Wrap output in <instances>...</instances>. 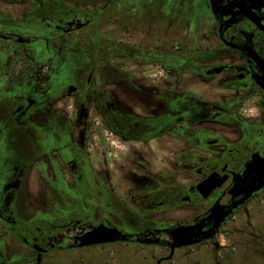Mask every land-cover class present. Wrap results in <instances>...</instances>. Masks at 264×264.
Masks as SVG:
<instances>
[{
  "label": "rangeland",
  "instance_id": "1",
  "mask_svg": "<svg viewBox=\"0 0 264 264\" xmlns=\"http://www.w3.org/2000/svg\"><path fill=\"white\" fill-rule=\"evenodd\" d=\"M44 1L83 9L92 23L71 36H48L26 49L11 45L5 68L12 71L10 86L37 94L47 135L64 151V160L82 168L85 189L71 179L69 184L76 209L84 208L89 221L108 218L125 227L119 215L111 216L106 197L117 198V204L153 225L186 220L195 207L142 213L137 211L139 197L169 185L197 183L198 160L223 151L217 137L234 141L241 136L238 119L262 129L254 143L264 149V96L250 77L251 69L244 67L247 61L218 40V0ZM226 2L230 7L232 0ZM33 6L30 0H0V10L17 19ZM235 29L225 27L224 37H241L243 27ZM257 52L264 58V48ZM236 65L245 71L235 70ZM197 102L217 107L204 113L213 121L197 123ZM11 158L9 153L1 156L0 186L9 182ZM56 183L62 194V184ZM65 196L60 199L67 204ZM228 251L232 257L223 260ZM148 252L141 246L115 245L89 250L80 260L73 255L58 261L264 264V192L239 209L210 242L174 255L160 249Z\"/></svg>",
  "mask_w": 264,
  "mask_h": 264
},
{
  "label": "flooded vegetation",
  "instance_id": "2",
  "mask_svg": "<svg viewBox=\"0 0 264 264\" xmlns=\"http://www.w3.org/2000/svg\"><path fill=\"white\" fill-rule=\"evenodd\" d=\"M30 1L34 3L33 8L21 13L20 19L9 11L12 9L10 3L8 11L0 10V62L3 64L0 69V159L8 153L12 157L9 182L0 186V264H59L60 256L72 259L71 256L75 255L80 260L89 250L115 245L141 246L150 250L148 253L160 249L174 255L175 252L188 251L215 239L221 227L239 209L256 201L264 192L263 187L233 208L246 195L244 190L256 185L260 179L259 170L247 171L252 157L258 155L264 158V149L257 148L254 143L261 137L262 129L238 119L241 136L234 141L223 139L220 135L217 137V143L223 142L220 144L223 151L214 158L201 157L198 160L197 183L185 188L169 185L161 191L139 197L137 211L142 213L171 211L181 205L195 207L193 214L186 220L176 225H153L141 221L136 213L122 203L117 204V198L106 197L111 203V216L119 215L125 227L111 223L108 218L97 224L89 221L84 208L76 209L74 188L69 184L71 179L72 184H77L81 190L85 189L82 168L71 159L64 160V151L56 147V142L44 128L45 119L38 106L37 94L34 95L31 89L23 91L22 86H10L12 71L5 66L9 64L6 63V52L11 45L26 49L39 41H47L48 36H71L89 27L92 16L83 9L69 5L52 2L45 5L44 0ZM226 3V0H218L220 11H215L218 40L247 61L244 67L251 69L250 77L264 96V58L257 52L260 47L264 48V0H232V7L228 8ZM233 8L236 11L233 12ZM228 26L235 27V31L243 27L239 31L241 37L227 40L223 29ZM235 70L245 71L238 65ZM263 105L261 108L264 111ZM214 110L217 107L208 102H197L195 112L201 117L197 123L213 121L210 114L205 116L204 113ZM247 126L254 134L245 132ZM189 137L185 135V138ZM54 154L58 159H54ZM49 156L54 160L47 164L44 158L48 159ZM62 166L65 170H62ZM209 180L213 188L205 193L202 184ZM56 182L62 184V194L66 195L64 199L67 204L60 199L62 194ZM199 185L202 186L197 188ZM215 206L224 207V211L231 210V214L211 238H203L212 228L214 220L208 217ZM101 225L117 230L121 234L118 240L80 247V238ZM179 228H188V233L196 242L185 247H172L171 232ZM231 257V251L221 255L223 260Z\"/></svg>",
  "mask_w": 264,
  "mask_h": 264
},
{
  "label": "water",
  "instance_id": "3",
  "mask_svg": "<svg viewBox=\"0 0 264 264\" xmlns=\"http://www.w3.org/2000/svg\"><path fill=\"white\" fill-rule=\"evenodd\" d=\"M248 170H259L260 179L258 180L256 185L254 184L251 188H247L244 190V192H246V195L239 203L235 204L233 208H236L238 205L242 204L251 196L253 192H256L264 187V158H261L258 155L253 156L247 166V171ZM202 185H204L205 193L209 192L213 188V183L211 180L204 182V184ZM202 185L197 186V188H200V186ZM223 209L224 207L222 206H215L211 210V214L208 219L214 220V222L208 235L204 236L203 238H211L214 234V231L218 230L224 223V221L230 216L231 210L224 211ZM188 231V228H179L173 230L171 232L172 247L179 248L194 244L196 241H194V237L190 235ZM120 235L121 234L117 230L101 225L84 234L80 238L79 246L86 247L114 243L118 240V236Z\"/></svg>",
  "mask_w": 264,
  "mask_h": 264
},
{
  "label": "trees",
  "instance_id": "4",
  "mask_svg": "<svg viewBox=\"0 0 264 264\" xmlns=\"http://www.w3.org/2000/svg\"><path fill=\"white\" fill-rule=\"evenodd\" d=\"M245 132L248 133V134H254L252 129L250 127H248V126L245 128Z\"/></svg>",
  "mask_w": 264,
  "mask_h": 264
}]
</instances>
